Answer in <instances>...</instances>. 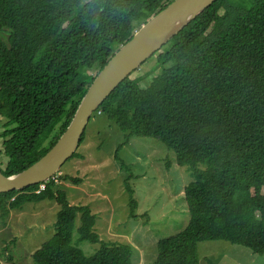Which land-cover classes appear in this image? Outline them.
I'll return each mask as SVG.
<instances>
[{
	"label": "trees",
	"instance_id": "1",
	"mask_svg": "<svg viewBox=\"0 0 264 264\" xmlns=\"http://www.w3.org/2000/svg\"><path fill=\"white\" fill-rule=\"evenodd\" d=\"M171 1L0 0L3 176L54 145L97 72ZM154 56L145 87L130 74L95 111L124 134L118 147L154 138L191 177L183 190L188 222L156 242L153 264H198L204 241L264 255V0H215ZM41 201L58 209L34 264H132V247L100 240L95 215L70 205L54 179L0 194V215ZM77 216V241L98 245L88 256L72 242Z\"/></svg>",
	"mask_w": 264,
	"mask_h": 264
},
{
	"label": "rangeland",
	"instance_id": "2",
	"mask_svg": "<svg viewBox=\"0 0 264 264\" xmlns=\"http://www.w3.org/2000/svg\"><path fill=\"white\" fill-rule=\"evenodd\" d=\"M97 70L95 65L87 73L95 75ZM155 73L153 55L130 77H140L143 88ZM82 135L75 150L79 157L68 159L55 173V189L65 192L70 205L90 209L100 240L131 246L132 264H153L156 242L188 222L183 190L191 177L185 167L176 165L173 152L154 138L132 137L118 147L124 134L102 113L91 114ZM6 160L0 154V168ZM129 191L136 204L132 213ZM57 209L54 202L41 201L0 215V264H34L31 254L53 234ZM78 225L77 216L72 242L91 255L98 245L77 241ZM197 257L198 264H264V255L226 241L198 243Z\"/></svg>",
	"mask_w": 264,
	"mask_h": 264
},
{
	"label": "water",
	"instance_id": "3",
	"mask_svg": "<svg viewBox=\"0 0 264 264\" xmlns=\"http://www.w3.org/2000/svg\"><path fill=\"white\" fill-rule=\"evenodd\" d=\"M214 1L173 0L142 24L98 71L54 145L25 170L8 177L0 173V194L20 191L53 176L73 155L91 114L109 94Z\"/></svg>",
	"mask_w": 264,
	"mask_h": 264
},
{
	"label": "bare ground",
	"instance_id": "4",
	"mask_svg": "<svg viewBox=\"0 0 264 264\" xmlns=\"http://www.w3.org/2000/svg\"><path fill=\"white\" fill-rule=\"evenodd\" d=\"M143 24H144V23H143ZM141 65H142V64H141ZM97 73H98V72H97ZM132 73H133V72H132ZM96 75H97V74H96ZM96 75H95V76H96ZM74 153H75V152H74ZM69 159H70V158H69ZM54 175H55V174H54ZM54 175L51 176L49 179H52V178L54 179ZM49 179H47V180H45V181H43V182H40V183H44V182L48 181ZM40 183H39V184H40Z\"/></svg>",
	"mask_w": 264,
	"mask_h": 264
},
{
	"label": "built area",
	"instance_id": "5",
	"mask_svg": "<svg viewBox=\"0 0 264 264\" xmlns=\"http://www.w3.org/2000/svg\"><path fill=\"white\" fill-rule=\"evenodd\" d=\"M52 179H53V178H52ZM42 187H43V186H42V185H40V188H41V189H42Z\"/></svg>",
	"mask_w": 264,
	"mask_h": 264
}]
</instances>
